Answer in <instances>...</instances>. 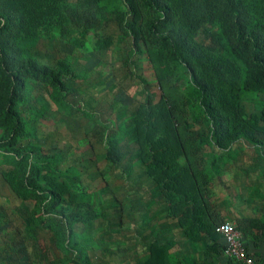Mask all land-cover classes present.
<instances>
[{
    "label": "trees",
    "instance_id": "trees-1",
    "mask_svg": "<svg viewBox=\"0 0 264 264\" xmlns=\"http://www.w3.org/2000/svg\"><path fill=\"white\" fill-rule=\"evenodd\" d=\"M79 6L84 8L79 11ZM92 23L99 36L94 50L126 49L123 64L135 66L131 72L142 85V97L116 98L125 108L106 119L111 127L94 121L103 128L83 136L87 160L92 141L101 136L106 149L112 147L107 160L118 175H131L130 188L147 183L157 198L156 214L140 194L135 201L128 198L126 208L114 198L117 221L110 219L100 192L99 207L84 200L82 194L93 189L84 186L79 167L66 161L56 126L44 122L52 116V104L61 112L64 106L77 111L67 100L76 93L68 83L77 74L65 58L46 61L30 47L80 24L81 35H88ZM143 61L159 95L144 73H137ZM79 111L84 112L81 106ZM235 144L254 148L253 155L233 150ZM239 170L252 175V200L248 189L247 196L238 195L240 207L250 214L234 218L226 213L231 212L227 202L223 209L222 199L211 193L217 185L232 194L224 175L237 176ZM233 180L251 185L248 178ZM0 187L14 197H8L14 204L0 202V236L14 222L11 215H20L24 224L8 243L9 251L7 245L0 249V264H40L41 259L111 264L94 262L91 250L105 239L104 231L108 239L119 238L120 217L128 208L143 220L139 236L145 246L136 262L124 256L132 250L127 240V250L117 246L122 264H245L225 253L226 240L217 226L226 221L235 222L253 264L264 262L259 249L264 242V0H0ZM159 214L195 244L190 251L198 252L199 242L206 241L201 262L192 256L176 260L170 252L175 242L161 229L165 221L158 222ZM45 232L51 234L47 239ZM57 251L62 257L50 261Z\"/></svg>",
    "mask_w": 264,
    "mask_h": 264
},
{
    "label": "rangeland",
    "instance_id": "rangeland-1",
    "mask_svg": "<svg viewBox=\"0 0 264 264\" xmlns=\"http://www.w3.org/2000/svg\"><path fill=\"white\" fill-rule=\"evenodd\" d=\"M80 1L82 2V0ZM83 8L84 7L79 6L77 9L80 11ZM91 27L88 35H81L84 28L83 24L71 26V29L66 30L63 34L53 32L47 37L37 39L30 47L33 48L31 50L33 53L40 57L44 56L46 61L49 60L50 62H54L58 59L65 58L73 66L75 73L77 74V78L68 83L69 87H71L72 90H75L76 93H71L67 97L69 103L73 105L72 108L77 109V111L71 110L72 112L70 113V110L66 108L67 106H64L63 111L61 112L56 110L55 105L52 104L48 110V113H52V116L44 122H49L56 126L58 137L57 144L63 149L62 151L66 157V161L72 162L79 167V173H81V179L84 186L88 187V189H93L90 190V194L87 192L82 194L84 200H90L98 206L97 201L99 200L97 193L100 192V200L105 203V210L107 209V212H110V219L114 218L117 221V219L119 220V217L117 216L118 214H114V206L118 201L114 200V198L120 199L121 204L124 203L126 208L127 203H129L128 198L135 201L134 199L136 195L140 194L145 200L151 201V204L146 203V205L151 206L152 213L156 214L157 211L155 210L158 207V204L155 202L156 196H151L147 189V183H142L136 188H130L128 181L131 178V175H129V173L123 174V172L121 175H118L119 172L116 170V166L107 160L108 155L113 153L112 147L109 146L108 149H106L101 136L92 141V154L89 160H87L88 148L86 147L85 140L82 138L85 134L93 135V131L96 129L113 126V122L106 119L112 115L113 112H119V110L122 111L125 108L124 106L119 108V103L114 100H117L121 94L129 96L130 98L136 97L137 99H141L142 97L140 94L142 85L138 77L131 72L134 70L135 66L131 65L129 69L123 64V57L126 55V49L122 46H111L112 48H108L104 51L100 49L94 50V43L99 36H97L95 32L96 29H94V23L91 24ZM109 27V32L114 31L115 28L113 24H110ZM91 35L93 37H91ZM140 69H142V71L137 73H144L143 75H145L149 81L151 89L153 91L157 89L155 94L159 95V87L147 63L143 61ZM78 103L81 106V110H84V112L79 111L80 106L76 108ZM109 103L111 104V107ZM90 115L93 117V122L89 118ZM55 118L57 119L55 120ZM112 119H115L114 115L112 116ZM98 120H102L103 127L94 124V121L96 123ZM245 147L235 144L232 149L242 150L246 155L252 156V149L254 148ZM97 173H100V176ZM224 178H226V174L224 175ZM227 178L232 182L229 176H227ZM135 186L137 185L135 184ZM262 187L263 186L259 187V190ZM82 190L84 191L83 188ZM100 190L106 191L101 193ZM262 191H264V188ZM92 193L95 194L92 196ZM222 194L223 192L217 188L216 185L211 196L212 198H216L217 195L220 199ZM8 197L14 199L9 189L0 187V202H3L5 205L14 204V202H11ZM130 205L132 204L130 203ZM11 217L14 220V224L12 223V225L6 230L5 234L0 236V249L7 245L6 249L8 251V246H10L8 243L12 241L15 236L18 237L19 231L24 229L23 220L20 215H11ZM163 218V214L157 215L158 222L163 221ZM120 220L123 224L118 230L120 235L119 238L116 237L115 240L108 239V234L104 231L103 236H105V239L102 238L101 243L98 241L96 245H94L93 250H91L94 253L91 256L94 262L101 261L111 264H122L121 259H124L123 257H126V255H128L127 261L131 260L132 262H136V258H140L143 255V248L145 245L142 238L139 236L143 229V220L140 218L139 213L130 211L128 208L124 213L122 212ZM96 224V229H98V222H96ZM87 232L88 231H86V233ZM92 233L93 237L96 238L94 230L90 231L91 235ZM48 236H51V234L48 232H45L44 234L42 233V238L45 237L47 239ZM94 240L96 241V239ZM126 240L127 244L133 251L131 249H125ZM116 241L118 244H116ZM28 245H30V251H34L33 244L28 243ZM117 246L121 250H127V253H125L123 257L120 252L115 250ZM59 256L62 257L58 252L57 257L53 258L52 256H49V259L52 262H57ZM33 262L36 263L37 261ZM47 263V260H44L43 262L41 259L40 261V264Z\"/></svg>",
    "mask_w": 264,
    "mask_h": 264
},
{
    "label": "crops",
    "instance_id": "crops-1",
    "mask_svg": "<svg viewBox=\"0 0 264 264\" xmlns=\"http://www.w3.org/2000/svg\"><path fill=\"white\" fill-rule=\"evenodd\" d=\"M234 174H237V176H229L232 180V182H231L232 183V194H230L229 192L224 193V194H222L221 199L223 201L222 208L224 209V205H225V201H226L227 206H228L227 209H228V211H231V212H226V211L225 212L228 214L232 213L233 217L235 218V217L240 216V214H244V213L250 214V212H246L244 208L240 207L242 202H241V198L238 195L243 196V195L247 194L248 192H244V191H246V189H248L249 190L248 196L251 197V200H252V181H251L252 175H250L248 177L246 173H243L240 170L234 171ZM227 176L228 175L226 174V179H228ZM234 177H239V178L243 177L245 179L248 178L251 185H249L248 183H247V185H245V184L242 185L238 182V180L234 181L233 180ZM262 193L264 195V191H262ZM245 196H247V195H245ZM226 199L227 200L230 199L231 202L227 201ZM251 211H252V209H251ZM260 215H261L260 216L261 219L263 220V218H264V206H262ZM164 220H165V218H163V222H164ZM160 222H162V221H160ZM233 223H235V222H233ZM160 226H161V229L163 231H166L168 233L167 239L175 242V245L170 250V252L173 253L176 260H181V262H183V260L186 259L185 257L192 256V257H195L198 262L199 261L201 262L200 256L202 255V250H203V247H204L206 241L199 242V246H198L199 251L198 252L190 251L189 246L195 245V244L189 242L185 237H183L182 232H181L180 228L178 227L177 223L165 221V223H161ZM253 248L256 249V246H253ZM250 249L252 250V241L250 243ZM259 249L261 251V254L264 256V242H261V244L259 245Z\"/></svg>",
    "mask_w": 264,
    "mask_h": 264
},
{
    "label": "built area",
    "instance_id": "built-area-1",
    "mask_svg": "<svg viewBox=\"0 0 264 264\" xmlns=\"http://www.w3.org/2000/svg\"><path fill=\"white\" fill-rule=\"evenodd\" d=\"M217 231L226 240L225 253L228 256L245 264H253L254 258L246 252L241 241V233L232 222H221L217 226ZM261 264H264V262Z\"/></svg>",
    "mask_w": 264,
    "mask_h": 264
}]
</instances>
